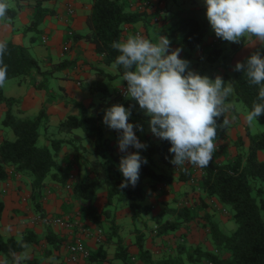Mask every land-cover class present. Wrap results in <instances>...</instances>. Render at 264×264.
<instances>
[{"label": "trees", "instance_id": "1", "mask_svg": "<svg viewBox=\"0 0 264 264\" xmlns=\"http://www.w3.org/2000/svg\"><path fill=\"white\" fill-rule=\"evenodd\" d=\"M19 1L13 0L14 6L9 7L8 22L19 7ZM135 1L144 0H89L88 11L83 20L87 32L73 35V39L91 43L93 53L99 56V62L104 65L110 63L113 66L119 53L110 45L113 41L121 39L123 25L139 20L145 25L158 14L159 9L155 6L150 12H145L144 9H129L131 3ZM46 13L51 11L41 4V0H34L32 15L24 31L38 30L39 22ZM208 25L207 19L197 20L184 16L167 25L164 35L168 36L172 43H178L190 50L200 45ZM241 44L231 43L229 48L232 50ZM7 46L8 53L4 56L7 77L16 79L17 83L37 72L40 78L36 86H43L47 76L71 63V60L61 59L50 63L48 67H41L39 60L30 54L27 46L11 41H7ZM257 49L252 50L248 56ZM210 58L208 57V60H211ZM113 68L114 73L102 66H91L90 73L80 78L79 84L89 93H95L96 100L86 105L76 103V113L64 115L55 125L56 132L65 134L71 133L74 128H80L82 136L92 142L93 157L87 160L83 158V172L73 180L70 178L73 170V161L69 159L70 153L65 150L64 161L61 160L59 153L62 146L73 147L75 151L80 147L82 150L83 146L80 143L73 145L74 141L81 137L72 134L67 138H58L48 134V117L44 106H41L34 115L20 116L18 115L20 111L16 108L19 99L5 96L0 88V102L5 106L0 126L8 127L12 134L11 138H2L0 141V180L16 174L28 179L32 207L40 217L44 216L40 211L39 197L45 180L52 179L62 185L69 181L70 196L79 202V218L97 226H101L103 222L108 223L109 233L105 240L110 239L112 244L109 258L116 259L119 264H199L202 260L209 264H264V159L257 158V152L264 151V128L253 133L244 129L245 145L236 135L230 143L232 152L221 151L220 159L214 154L209 166L199 168V175L190 184L196 197L188 204L174 203L167 206L162 203L160 209L150 216L153 222V227L150 228L152 236L159 237L170 234L180 227H186L194 220H200V227L207 229L205 233L210 244L226 251L227 256L220 257L215 251L203 249L198 245L186 247L178 240L165 244L164 247L167 248H162L158 255L152 256L142 245L145 239L143 233H138L136 228L132 229L135 231L133 242L135 253L131 255L127 251L128 243L120 236L119 225H116L109 215L108 205L111 201L122 202L129 218L134 220L139 215L149 213L150 210V206L144 202L145 185L153 189L157 183L170 184L173 178L184 182L191 175L192 169L191 166L175 169L170 163L172 154L168 149L171 145L167 141L157 139L156 142H151L146 139L147 148L141 150L140 154L148 163L142 165L137 185L120 188L124 177L118 165L123 155L113 151L109 138L101 132L104 109L113 104H123L126 108L134 105L132 118L142 121L149 118L135 101L126 100L120 92L112 91L106 86L104 79L122 78L121 70ZM224 80L231 82L234 89L233 97L242 103L248 113L253 103L258 102V86L250 85L241 72H235L233 69L230 75L224 76ZM258 123L264 125V116L259 118ZM224 129L218 130V137ZM112 134L118 135L114 130ZM7 167H12L10 174ZM99 187L103 189V203L102 207L97 209L92 205V198ZM208 197L214 198L223 206L226 215L234 223V228L228 233L222 232L212 215L206 211L208 203L203 199ZM171 200L177 202V196L172 195ZM2 206L0 199V213ZM43 237L46 243L55 248L65 239L50 228H46L43 236L26 229L20 239L0 233V255L10 259L14 252L22 249V244H37ZM107 259L102 244L99 243L93 251L88 250L86 262L100 264ZM36 262L37 258L33 257L26 263Z\"/></svg>", "mask_w": 264, "mask_h": 264}, {"label": "crops", "instance_id": "2", "mask_svg": "<svg viewBox=\"0 0 264 264\" xmlns=\"http://www.w3.org/2000/svg\"><path fill=\"white\" fill-rule=\"evenodd\" d=\"M7 3H12L10 7L14 6L13 0H7ZM19 3L20 5L16 9L11 21L0 22V40L6 42L11 41L15 44L27 46L31 55L39 60L41 67H48L50 63L61 59L71 60V63L69 66L55 71L50 75H57L59 78L57 87L47 83V81L43 86H36L39 79V74L36 72L31 76L26 77L22 82H16V90H14L12 94L5 96H11L19 99L16 108L20 111L18 114L20 116L34 115L37 113V110L41 108V106H44L48 117V134L53 137L67 138L66 134L62 132L53 134L52 126H54L55 130V125L64 115L68 113H76V103L86 105L91 101L96 100L95 93L91 94L88 90L80 87L79 79L90 73L91 66H102L106 70L109 69L108 71L112 73H114V68L110 63L104 65L99 62V56L93 53L91 43L82 39H73V35L84 34L87 32V28L83 20L88 11L89 0H41V4L50 10L51 13L44 14L39 22L40 24L38 25V30L31 32L24 31V28L28 25V21L31 18L34 0H20ZM154 6L159 9L155 19H151L145 25L140 20L123 25L121 30V41L125 40L129 35L134 34H141L154 41L156 39V34L160 33L161 35H164V29L167 25L174 23L176 20L184 16H190L197 20L206 19L205 8L202 0H183L182 9L176 10L171 14H167V11L163 13L165 10L164 0H158V2L157 0H144L142 2L135 1L131 3L129 9H144L145 12H150ZM68 10L71 12L69 13ZM27 34H31L28 39L26 38ZM230 44L231 43L217 38L215 33L210 28V25H208L200 45L188 50L185 53V59L189 60L191 63L193 61L199 63L198 70L195 66H192V69L199 72L201 75H208L209 77L214 78L217 74H219L224 79V76L230 75L233 66L237 61L245 60L252 50L259 47L258 44L255 45L254 40H244L241 45L232 50L229 48ZM177 45V43H172L171 47L175 49L180 46ZM208 57H211V60H208ZM110 65L112 67H110ZM58 73L60 75H58ZM111 79L114 81V88L112 91H122V78L114 77ZM231 105L232 107L229 113H227L231 123L224 129L221 136L215 141L216 151L214 154L216 158L219 159L221 158V151H230V141L234 139L236 135L240 137L243 145H245L246 138L244 129H246L249 133L259 131L250 130L246 125V121L243 118L242 113L240 112L241 110H236L232 103ZM4 110L5 106L0 102V121ZM130 122L134 124H141L143 126V132L139 130L136 131V135L142 143H145L146 139H149L151 142H156L158 138L151 134L149 127H146L148 125V120L142 121L137 120L134 117H130ZM101 132L109 138L114 152H118L122 155L126 154L120 152L117 147L119 134L113 135V130L107 128L103 122L101 125ZM11 136L12 134L9 129L0 126V141L2 138L9 139ZM80 145L82 144L80 143ZM66 149V152L70 153L69 159L73 161V170L71 171L70 176L73 180L78 178L81 172H83V158L87 160L92 157L83 155L80 147L77 151H75L73 147L70 149L66 146H62L59 155L63 161L66 159L64 154ZM129 151L136 150L130 148ZM257 158L264 159V151H258ZM10 168L12 169V167H7L8 170H10ZM78 171H80V173ZM20 176V174H16L12 177L8 176L5 179L0 180V199L3 204L0 213V233L4 236H13L20 239L25 234L26 229H31L38 236H43L46 228H50L60 236H64L65 239L57 248L46 243V239H44V237L37 244H22V249L14 252L10 259L3 258V256L0 255V264H27V260H30L33 257L37 258L36 264H78L68 262L65 257L66 242L70 239V230L55 224H48L42 220V217H40L38 212L32 207V202L29 196L30 188L28 179ZM173 181H176L177 183L181 182L173 178L170 184ZM184 182L189 184L193 183V181L189 182L188 180H185ZM66 183L62 185L52 179L45 180L39 197L40 211L44 213V216L66 215L69 219H77L88 229L98 227L87 220H81L79 218V202L74 200L70 196L69 191L64 188ZM170 184H163V186L169 187ZM163 186L160 187L155 185L153 189L148 190L151 193L145 195L144 202L150 206L149 213L139 215L134 220L129 218L128 211L122 202L112 200L111 204L108 205L109 215L114 219V223L119 225L118 233L123 240L128 243L127 251L131 255H133L136 250L135 245L133 244L135 236V231L132 230L133 228L138 229V233H143L145 239L142 242V245L149 252L159 250L161 243L171 244L174 241V236L172 234L174 232L164 235L163 237L152 236L151 232L150 237H147V231L142 227L145 220L150 221V226L153 227V222L150 216L157 212L161 206L158 205V208L155 206V200L157 199L155 194L157 193L154 194V192ZM101 188L102 187L96 189L92 198V205L97 209L101 208L103 203V189ZM144 190L147 192V189ZM189 196L190 193L187 194V197ZM191 196H194V194L191 193ZM203 200L208 203L206 211L208 214L212 215V218L216 221L221 231L224 233L231 231L233 223L228 218V215H226L223 206L219 205L212 197H208ZM160 203L162 204L163 201H160ZM154 208L157 209L154 210ZM137 220L138 222H144L143 224L139 223L138 225L136 224ZM197 222L200 223V220L195 221V223ZM186 228L180 227L178 230L184 233L186 232ZM199 228V230H203L204 233L207 230L206 228ZM123 229L126 231L125 235L121 232ZM108 233L109 231L107 232V235ZM82 237V244L84 247L90 252L93 251L97 246V244L94 243L93 238L90 236ZM193 237L195 240L190 239V242L195 241L197 243L196 245L199 246L200 242L196 240V236ZM147 239L149 241L148 243H146ZM204 240L205 241L202 242V244L205 245L207 243V238H204ZM150 241L152 242L150 243ZM100 243L104 249L105 258H108L107 261H102L100 264H119L116 259L109 258L112 252L110 239H103ZM208 245L209 246L206 247V250L212 252L215 250V254H218L220 257L227 256L226 251H223L210 243ZM162 248L167 247L163 246ZM149 249H151V251ZM87 264H94V262L90 261Z\"/></svg>", "mask_w": 264, "mask_h": 264}, {"label": "clouds", "instance_id": "3", "mask_svg": "<svg viewBox=\"0 0 264 264\" xmlns=\"http://www.w3.org/2000/svg\"><path fill=\"white\" fill-rule=\"evenodd\" d=\"M205 17L215 36L222 41L240 44L254 40L259 48L244 61H237L233 71L241 72L250 85L258 86L257 101L245 119L251 126L264 116V0H202ZM10 5L0 0V22H7ZM166 35L156 34L153 41L141 34L129 35L110 45L119 54L113 67L121 70L122 94L135 101L148 117L151 134L167 141L176 168L209 166L216 151L218 130L231 123L227 113L234 89L230 81L217 74L201 75L181 58L182 48L171 47ZM7 42L0 40V88L7 81ZM132 107L113 104L104 109L103 124L116 131L117 147L126 153L118 169L124 180L120 188L138 183L142 165L148 163L140 152L147 148L136 135L141 124L130 122ZM234 119V117H233ZM136 151H129V149Z\"/></svg>", "mask_w": 264, "mask_h": 264}, {"label": "rangeland", "instance_id": "4", "mask_svg": "<svg viewBox=\"0 0 264 264\" xmlns=\"http://www.w3.org/2000/svg\"><path fill=\"white\" fill-rule=\"evenodd\" d=\"M12 4V3H11ZM11 4H9V5H11ZM183 6V0H164V7H165V10L163 11V13L164 12H166L167 11V14H171L172 12H174V11H176V10H180V9H182L181 7ZM41 26H42V24H41ZM31 32V31H30ZM30 32H28V33H30ZM32 33H34V32H32ZM31 34H27V36H26V38L28 39L29 38V36H30ZM178 44V43H177ZM177 46H179V44L177 45ZM180 47V46H179ZM180 48H182V52H181V58H184L185 59V53L188 51L187 49H185V48H183V47H180ZM29 52H30V50H29ZM30 54H31V52H30ZM192 66L194 67L195 66V68L198 70V67H199V63H197L196 61H193L192 63H190V67L192 68ZM110 67H112L111 65H110ZM107 70H109V69H107ZM58 75H60L59 73H58ZM39 78H40V76H39ZM58 77H57V75H55V76H47V78H46V80H45V82L47 81V83H50V84H52V85H54V87H57V84H58ZM104 82H105V84H106V86L108 87V88H110V89H113L114 87V81L112 80V79H104ZM15 83H16V79H14V78H8L7 79V81H6V83H5V85H4V87H2L1 88V90H3V93H4V95H10V94H12L13 93V91L14 90H16L15 89ZM231 103L233 104V106L235 107V109L236 110H241L240 112L242 113V115H243V118L245 119V117H246V115H247V110L243 107V105H242V103L239 101V100H236L234 97H233V95L231 96ZM3 116V115H2ZM245 121H246V119H245ZM246 125H247V127L250 129V130H261V129H263L264 128V125L263 124H260V123H258V122H253L252 123V125L250 126L248 123H247V121H246ZM146 127H148V125L146 126ZM7 129H9L8 127H6ZM10 130V129H9ZM52 133L53 134H55V133H58V132H56V130H54V126H52ZM11 132V131H10ZM72 134H77V135H79L81 138L79 139V140H77V141H74V143H73V145H76V144H79V143H81L82 144V146H83V148H82V150H81V152L83 153V155H87V156H91V157H93V155L91 154V146H92V142H91V140L90 139H88V138H86V137H83L82 136V131H81V129L80 128H74V129H72V131H71V133H68V134H66V136H70V135H72ZM40 139H41V137H40ZM156 139V138H155ZM230 142H232V141H230ZM85 146H86V148H85ZM68 148H70L71 149V147H68ZM230 151L232 152L233 151V149H230ZM221 154V153H220ZM75 171V170H74ZM73 171V172H74ZM155 185H157V186H163V184L162 183H157V184H155ZM154 185V186H155ZM65 188V187H64ZM145 189H147L146 191L147 192H145V195L146 194H148V193H151L150 191H148L149 190V188L147 187V185H145V187H144ZM102 189V188H101ZM192 190H191V188H190V184L189 183H186V182H180V183H177L176 181H173L171 184H170V186L169 187H167V186H163L162 188H158L157 189V191L156 192H154V194L155 193H157V194H155V196L157 197V199L155 200V202H156V204H155V206L158 208V205L160 206V205H162L161 203H160V201L162 202L163 201V204L165 205H167V206H171L172 204H174V203H176V205H179L180 203H185V204H188L190 201H191V199H194L195 197H196V194L194 193V192H191ZM188 193H190V196L189 197H187V194ZM191 193H193L194 194V196H191ZM172 195H176L177 196V202L175 201V202H173L172 200L170 201V199H171V197H172ZM155 198V197H154ZM189 201V202H188ZM177 203H179V204H177ZM101 207H102V205H101ZM161 207V206H160ZM157 208H154V210L155 209H157ZM100 209V208H99ZM153 210V211H154ZM122 218V217H121ZM123 219V218H122ZM143 222L144 221H140V222H138V220L136 221V224H138L139 225V223L140 224H143ZM146 222V223H145ZM145 222H144V224L142 225V227L143 228H145V230L147 231V237H150V233L152 232V231H150V228L149 227H151L150 225H151V222L150 221H147V220H145ZM233 223V222H232ZM108 223L107 222H103L102 223V225L101 226H98L99 228H100V230H101V233H102V236H103V239L105 240V238H106V236H107V232L109 231V229H108ZM187 227V228H186ZM186 227H183V228H186V232H180V230H173L172 232H174V233H172L173 234V236H174V240H178V241H180V242H182L186 247H190V248H192V247H194L197 243L195 242V241H193V242H190V239H193V240H195V238L193 237V236H196V240H198L199 242H200V247L201 248H203V249H206V247H208L209 245V243H210V241H209V239H208V237H207V235L204 233V231L203 230H199L200 228V223L199 222H197V223H195V220L194 221H192L190 224H188V226H186ZM123 228V227H122ZM233 228H234V223H233ZM232 228V229H233ZM124 230V231H123ZM121 232H123L124 233V235L126 234V231H125V229H123ZM178 233H180V234H178ZM152 234H153V232H152ZM206 235V236H205ZM181 238V239H180ZM204 238H207V243L204 245V244H202V242H204L205 240H204ZM149 241H148V239H147V242L146 243H148ZM152 241H150V243H151ZM198 242V243H199ZM165 244H163V243H161L160 244V249L159 250H157V251H152L151 252V254H152V256H156V255H158L159 254V251H161L162 250V247L164 246ZM150 251H151V249H149ZM198 264V263H197ZM199 264H208L206 261H204V260H202L201 262H199Z\"/></svg>", "mask_w": 264, "mask_h": 264}, {"label": "built area", "instance_id": "5", "mask_svg": "<svg viewBox=\"0 0 264 264\" xmlns=\"http://www.w3.org/2000/svg\"><path fill=\"white\" fill-rule=\"evenodd\" d=\"M69 13L71 12L68 10ZM122 94V91H120ZM175 169H177L175 167ZM192 173L187 178L189 182L194 181L195 177L199 175V167H191ZM9 172H12L10 168ZM158 188V187H157ZM65 189L69 190L70 185L69 181L65 184ZM42 220H44L48 224H55L62 228H66L70 230V239L66 242V260L70 263H78V264H87L86 258L88 255V250L82 244V236H90L93 238L94 243L98 244L102 242L103 236L99 227H94L93 229H88L84 227L77 219L72 220L69 219L66 215L59 216H43ZM215 250H213L214 252ZM208 263V262H207ZM209 264V263H208Z\"/></svg>", "mask_w": 264, "mask_h": 264}]
</instances>
